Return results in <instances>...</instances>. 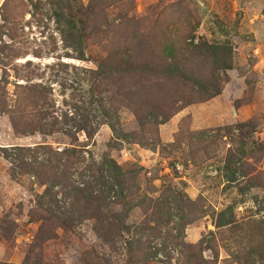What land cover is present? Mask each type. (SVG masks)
Returning <instances> with one entry per match:
<instances>
[{"label": "rangeland", "instance_id": "1", "mask_svg": "<svg viewBox=\"0 0 264 264\" xmlns=\"http://www.w3.org/2000/svg\"><path fill=\"white\" fill-rule=\"evenodd\" d=\"M72 144L134 175L111 244L43 233L32 154L5 157ZM0 264H264V0H0Z\"/></svg>", "mask_w": 264, "mask_h": 264}, {"label": "trees", "instance_id": "2", "mask_svg": "<svg viewBox=\"0 0 264 264\" xmlns=\"http://www.w3.org/2000/svg\"><path fill=\"white\" fill-rule=\"evenodd\" d=\"M58 4L60 12H56L58 23L70 18L68 21L70 33L73 28H77V20L84 24L82 19H78L71 15L69 5L67 7ZM57 8V9H58ZM69 8V9H68ZM66 10H69L66 12ZM68 16V17H67ZM132 58V56H130ZM130 58V59H131ZM148 64L142 63L134 68L135 72H149ZM92 103L93 100H92ZM84 122V121H83ZM85 123V122H84ZM60 122L53 117V132H60L57 128ZM88 125L77 124L75 129L77 132L88 133ZM75 137L73 134L70 135ZM77 141V140H76ZM75 141V142H76ZM20 154H6L5 157L12 162V166L19 170V173L24 171L25 155L23 153H31L33 161L30 174H33L41 182V185L46 187L45 193L38 201V207L42 210L39 214V221H42L41 231L44 233V226L53 224V227H58L64 231H72L74 227L80 224L83 220H98L107 225L105 230L95 233L99 234L100 238L107 244H111L115 239L120 238L124 228L123 219L119 213H114L113 205L126 203V192L129 184H133L134 175L132 172L125 171L119 167L114 161L106 160L102 165L96 163H87L83 156V150L79 146L72 144L71 147L61 151H53V156L48 153H42L46 149L41 147V152L33 150H22ZM41 156L48 155L45 159H40ZM24 174V173H22ZM117 199L118 202L113 201ZM98 204V206H97ZM95 208L91 210L89 206ZM91 210V211H90ZM103 210H105L103 212ZM126 218V217H125ZM43 229V230H42ZM143 230V229H142ZM42 235V233H41ZM136 238V239H135ZM127 239L129 253L132 254V248L135 247L138 252L141 239ZM157 252L154 253V256Z\"/></svg>", "mask_w": 264, "mask_h": 264}]
</instances>
